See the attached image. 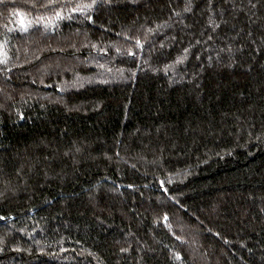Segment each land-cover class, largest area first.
I'll return each mask as SVG.
<instances>
[{"label":"trees","instance_id":"trees-1","mask_svg":"<svg viewBox=\"0 0 264 264\" xmlns=\"http://www.w3.org/2000/svg\"><path fill=\"white\" fill-rule=\"evenodd\" d=\"M0 264H264V0H0Z\"/></svg>","mask_w":264,"mask_h":264},{"label":"snow or ice","instance_id":"snow-or-ice-1","mask_svg":"<svg viewBox=\"0 0 264 264\" xmlns=\"http://www.w3.org/2000/svg\"><path fill=\"white\" fill-rule=\"evenodd\" d=\"M187 10V9H186ZM57 15H59V14H57ZM217 27H218V25H217ZM137 43H139V42H137ZM185 51H187V49H185ZM167 219V217H165V220Z\"/></svg>","mask_w":264,"mask_h":264}]
</instances>
